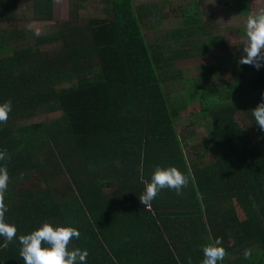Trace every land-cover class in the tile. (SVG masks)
<instances>
[{"label": "trees", "instance_id": "1", "mask_svg": "<svg viewBox=\"0 0 264 264\" xmlns=\"http://www.w3.org/2000/svg\"><path fill=\"white\" fill-rule=\"evenodd\" d=\"M76 1L79 8L84 0ZM187 1L171 11L184 24L165 33L173 50L147 41L156 6L135 0H103L104 17L72 12L31 44L19 43L16 29L0 30V103L12 102L0 124V151L10 158L0 166L11 177L6 220L18 228L0 247V264H24L19 236L44 222L78 228L69 247L86 249V264H201L203 247L217 238L228 253L220 264L264 263V129L252 115L264 101V61L259 68L234 64L227 82L217 68L205 72L215 82L170 79L188 88L182 106L206 121L199 146L207 160L195 147L187 155L191 144L175 125L180 108L163 86L174 63L223 48L212 36L206 46L198 40L208 0ZM16 2L0 0V23L15 22ZM31 2L35 21H52L53 0ZM40 106L61 113L32 121ZM157 166H175L191 180L181 195L163 189L147 209L141 170L150 181Z\"/></svg>", "mask_w": 264, "mask_h": 264}, {"label": "rangeland", "instance_id": "2", "mask_svg": "<svg viewBox=\"0 0 264 264\" xmlns=\"http://www.w3.org/2000/svg\"><path fill=\"white\" fill-rule=\"evenodd\" d=\"M103 0H84L78 8L79 1L76 0H53L52 6V21L42 22L33 19V10L31 0H17V7L14 10L15 22L5 21L0 23L1 33L4 31L18 30L21 33V41L19 43H33L35 36L49 33L57 29L61 22L68 20L72 12H77V16L86 18L104 17L105 3ZM187 0H135L137 7L146 8L149 6H156L157 15L152 19L156 21L154 29L149 33L146 29L144 31L148 42H156L163 49H175V42H166L165 33L168 30L182 27L183 21L181 18L173 17L171 11L180 4L187 3ZM144 11L148 9H143ZM264 10V0H248L247 5L240 6L237 0H228L227 6H220L217 0H208L207 4L202 7L201 16L203 21V29L205 35L199 40L202 46L209 44L207 37L212 36L217 42L223 43V48L212 47L209 55L206 57H196L192 60H179L170 68L172 77L163 86V89L168 95L171 102L180 108V115L175 119V125L181 135L187 136L190 149H187V155H192L193 147H195L197 156L207 160L205 153L199 142L206 135L205 119L197 116V109L193 106L183 107L182 104H187L188 88L184 86L183 82L170 79L173 76L187 80L199 78L205 75L207 81L215 82L217 76L207 75L206 70L219 69L221 81L231 80L230 72L234 69V64H238L240 58L246 55L243 51V43L245 37V24L249 14ZM29 25H33V29H29ZM40 29V34L36 35L34 29ZM233 41V43H232ZM25 43V44H26ZM25 46V45H24ZM14 48V44H13ZM7 53L12 55L14 49ZM180 72L179 75H176ZM212 79V80H210ZM202 86V84H201ZM67 89L68 85H63ZM204 87V86H202ZM205 88V87H204ZM183 109H185L183 111ZM61 111L59 109L50 110L47 106H40L37 108L32 121H49L59 116ZM236 121L243 125L244 117H237ZM244 126V125H243ZM190 151V152H189ZM196 155V154H195Z\"/></svg>", "mask_w": 264, "mask_h": 264}, {"label": "clouds", "instance_id": "3", "mask_svg": "<svg viewBox=\"0 0 264 264\" xmlns=\"http://www.w3.org/2000/svg\"><path fill=\"white\" fill-rule=\"evenodd\" d=\"M29 29L32 30L33 25H29ZM34 30L36 35L40 34V29ZM244 31L246 38L241 43L244 45L243 51L246 55L240 58L239 64L255 65L259 68L261 62L264 61V10L248 15ZM252 110L255 123L264 129V101ZM11 111L12 102L10 100L0 103V124L7 123ZM9 158L7 150L0 151V161ZM23 177L24 173H21L20 178L23 179ZM140 180L145 185V189L140 195V202L150 209L152 201L163 189H171L177 195H181L182 190L190 183L191 176L175 166H157L150 181L144 178L142 170ZM10 181L11 177L7 166H0V236L5 238L4 244L0 247L4 248L17 238L18 232L17 226L6 220L8 205L5 197ZM80 235L81 233L76 227L55 226L52 223L44 222L42 226L31 233L19 236V243L22 246L20 256L24 264H86L88 251L69 247L72 240L79 239ZM202 251L204 258L201 264H220L228 255L219 238L205 245ZM251 256L252 250H245L244 257L250 259ZM189 264H191V258H189Z\"/></svg>", "mask_w": 264, "mask_h": 264}, {"label": "crops", "instance_id": "4", "mask_svg": "<svg viewBox=\"0 0 264 264\" xmlns=\"http://www.w3.org/2000/svg\"><path fill=\"white\" fill-rule=\"evenodd\" d=\"M227 258H228V256H227ZM234 262L236 263V262H238V261H234ZM256 264H264V263H262V262H258V263H256Z\"/></svg>", "mask_w": 264, "mask_h": 264}]
</instances>
